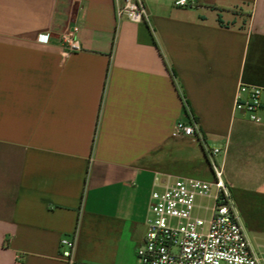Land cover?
Returning a JSON list of instances; mask_svg holds the SVG:
<instances>
[{
  "label": "crops",
  "instance_id": "obj_1",
  "mask_svg": "<svg viewBox=\"0 0 264 264\" xmlns=\"http://www.w3.org/2000/svg\"><path fill=\"white\" fill-rule=\"evenodd\" d=\"M0 0V264H138L150 194L222 170L264 242V0ZM78 27V51L60 40ZM261 90V124L234 110ZM194 121L203 143L173 136Z\"/></svg>",
  "mask_w": 264,
  "mask_h": 264
},
{
  "label": "built area",
  "instance_id": "obj_2",
  "mask_svg": "<svg viewBox=\"0 0 264 264\" xmlns=\"http://www.w3.org/2000/svg\"><path fill=\"white\" fill-rule=\"evenodd\" d=\"M115 15L132 23L147 21L142 0H114ZM177 7H186V0H175ZM78 27L67 25L60 40L68 51L80 50ZM261 90L239 85L234 95V110L246 120L259 125ZM176 137H189L203 143L197 124L177 121L171 131ZM208 153L213 179L194 178L165 181L149 197L145 232L135 249L138 264H264V245L253 244L239 222L222 170ZM203 215H200V213ZM60 257L73 264L72 240L59 241Z\"/></svg>",
  "mask_w": 264,
  "mask_h": 264
},
{
  "label": "rangeland",
  "instance_id": "obj_3",
  "mask_svg": "<svg viewBox=\"0 0 264 264\" xmlns=\"http://www.w3.org/2000/svg\"><path fill=\"white\" fill-rule=\"evenodd\" d=\"M200 215H203V213L201 212ZM262 245H264V242L262 243Z\"/></svg>",
  "mask_w": 264,
  "mask_h": 264
}]
</instances>
